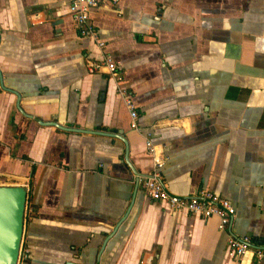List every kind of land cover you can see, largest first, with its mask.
I'll return each mask as SVG.
<instances>
[{
	"label": "crops",
	"instance_id": "crops-1",
	"mask_svg": "<svg viewBox=\"0 0 264 264\" xmlns=\"http://www.w3.org/2000/svg\"><path fill=\"white\" fill-rule=\"evenodd\" d=\"M68 6L0 0V184L29 187L23 264H264L227 244L264 241V0L100 2L103 48ZM105 54L114 74L90 73ZM146 137L170 192L234 205L225 230L146 196Z\"/></svg>",
	"mask_w": 264,
	"mask_h": 264
},
{
	"label": "built area",
	"instance_id": "built-area-1",
	"mask_svg": "<svg viewBox=\"0 0 264 264\" xmlns=\"http://www.w3.org/2000/svg\"><path fill=\"white\" fill-rule=\"evenodd\" d=\"M118 0H69V14L81 37L94 39L96 44L104 47V42L97 38L94 25L90 19V13L100 2L116 3ZM106 68L108 72L114 74L116 64L107 54L100 60L90 61L88 71L90 73L100 72ZM124 103L129 110L131 117V126L135 127L137 112L132 98L122 91ZM145 145L153 162V170L145 175L138 176V183L144 190L146 196L154 201L167 204L176 211H185L192 215H199L205 218H218L217 227L219 230H225L232 222L236 210L234 205L225 197L214 193L206 188H200L192 194L181 196L170 192L163 181L160 168L164 165L167 156L157 155L156 146L151 142L150 137H146ZM26 191L29 190L26 184ZM29 212V204L26 196L24 222ZM24 226V223H23ZM228 252L233 258H238L247 252H251L257 260L264 258V241L253 242L249 236L229 235ZM28 256V250L23 247L22 240L19 250L17 264H23Z\"/></svg>",
	"mask_w": 264,
	"mask_h": 264
},
{
	"label": "water",
	"instance_id": "water-1",
	"mask_svg": "<svg viewBox=\"0 0 264 264\" xmlns=\"http://www.w3.org/2000/svg\"><path fill=\"white\" fill-rule=\"evenodd\" d=\"M26 195L23 185L0 184V264H17Z\"/></svg>",
	"mask_w": 264,
	"mask_h": 264
}]
</instances>
